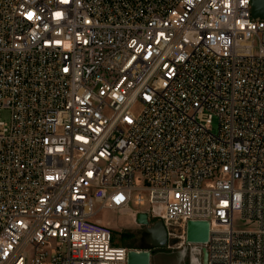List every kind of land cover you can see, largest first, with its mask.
Returning <instances> with one entry per match:
<instances>
[{
    "label": "built area",
    "instance_id": "2783aa9c",
    "mask_svg": "<svg viewBox=\"0 0 264 264\" xmlns=\"http://www.w3.org/2000/svg\"><path fill=\"white\" fill-rule=\"evenodd\" d=\"M253 1L0 0V264H127L104 209L163 221L198 264H264Z\"/></svg>",
    "mask_w": 264,
    "mask_h": 264
},
{
    "label": "rangeland",
    "instance_id": "374dc122",
    "mask_svg": "<svg viewBox=\"0 0 264 264\" xmlns=\"http://www.w3.org/2000/svg\"><path fill=\"white\" fill-rule=\"evenodd\" d=\"M10 113L8 110L0 112V118L8 121ZM96 219H101L112 227L115 243L129 249L145 250L152 249V244L149 234L146 233L141 225H132L128 216L117 214L111 210L104 209L95 215ZM131 226L129 228H125ZM172 231V229H170ZM131 231L132 233L130 234ZM173 232V231H172ZM179 239L175 236H170L169 243L165 248L155 249L152 254L151 264H198L196 257L187 247H182L179 244Z\"/></svg>",
    "mask_w": 264,
    "mask_h": 264
},
{
    "label": "water",
    "instance_id": "95a60500",
    "mask_svg": "<svg viewBox=\"0 0 264 264\" xmlns=\"http://www.w3.org/2000/svg\"><path fill=\"white\" fill-rule=\"evenodd\" d=\"M252 14L254 17L264 18V0L253 1ZM136 221L139 225L146 226L145 230L150 235L153 248L167 247L169 243L168 230L163 221L158 220L153 225H150V219L144 212H141L137 215ZM209 235L210 224L208 221H188L186 230L187 243H207L209 240ZM152 254V249H129L127 264H151ZM193 255L196 257L197 255H200V253L194 252ZM202 259V264H208V253L205 249L202 251Z\"/></svg>",
    "mask_w": 264,
    "mask_h": 264
},
{
    "label": "crops",
    "instance_id": "0c3cea01",
    "mask_svg": "<svg viewBox=\"0 0 264 264\" xmlns=\"http://www.w3.org/2000/svg\"><path fill=\"white\" fill-rule=\"evenodd\" d=\"M123 215L129 217L128 220H130V221L132 222V225H131V226L138 224V223L136 222L135 217H134L131 213H127V214H123ZM98 220H100V221L102 222L101 219H98ZM103 223H104V222H103ZM104 224H107V223H104ZM138 225H139V224H138ZM131 226H128V227H125V228H129V227H131ZM114 240H115V239H114ZM115 241H116V240H115ZM150 241H151V239H150ZM117 244H118V243H117ZM151 244H152V243H151ZM118 245L122 246L121 244H118ZM155 249H158V248H153V245H152V250H153V252H154Z\"/></svg>",
    "mask_w": 264,
    "mask_h": 264
},
{
    "label": "flooded vegetation",
    "instance_id": "af4514ba",
    "mask_svg": "<svg viewBox=\"0 0 264 264\" xmlns=\"http://www.w3.org/2000/svg\"><path fill=\"white\" fill-rule=\"evenodd\" d=\"M149 218V217H148ZM150 219V218H149ZM156 221L155 220H153V219H150V225H153L154 223H155ZM142 226V228H143V230L146 232V230H145V228H146V226H144V225H141ZM167 230H168V228H167ZM128 232H130V234L132 233L131 231H128ZM147 233V232H146ZM170 236H172V234H171V232L168 230V238L170 239ZM149 238H150V235H149Z\"/></svg>",
    "mask_w": 264,
    "mask_h": 264
},
{
    "label": "snow or ice",
    "instance_id": "6c2138e0",
    "mask_svg": "<svg viewBox=\"0 0 264 264\" xmlns=\"http://www.w3.org/2000/svg\"><path fill=\"white\" fill-rule=\"evenodd\" d=\"M64 2H67V0H64ZM57 17L61 16V13H56ZM28 18L31 19L32 18V14L29 13L28 14Z\"/></svg>",
    "mask_w": 264,
    "mask_h": 264
}]
</instances>
